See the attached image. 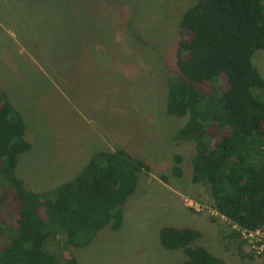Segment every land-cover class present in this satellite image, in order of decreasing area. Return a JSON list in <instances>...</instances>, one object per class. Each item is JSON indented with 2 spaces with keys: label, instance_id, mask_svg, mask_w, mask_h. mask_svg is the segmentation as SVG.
Here are the masks:
<instances>
[{
  "label": "rangeland",
  "instance_id": "1",
  "mask_svg": "<svg viewBox=\"0 0 264 264\" xmlns=\"http://www.w3.org/2000/svg\"><path fill=\"white\" fill-rule=\"evenodd\" d=\"M194 1L0 0V92L20 113L30 144L14 169L23 185L49 191L98 150L121 148L149 165L123 205L120 228L70 249L77 264H179L181 251L158 242L159 228L171 225L196 230L193 244L225 264H264L252 242L240 255L234 240L223 239L225 222L189 181L191 144L170 139L180 119L165 115L163 75L176 71L178 20ZM251 63L264 81V47ZM174 154L179 176L171 172ZM8 203L0 205L5 223L14 218ZM10 236L0 232V247ZM255 237L264 238V228Z\"/></svg>",
  "mask_w": 264,
  "mask_h": 264
},
{
  "label": "trees",
  "instance_id": "2",
  "mask_svg": "<svg viewBox=\"0 0 264 264\" xmlns=\"http://www.w3.org/2000/svg\"><path fill=\"white\" fill-rule=\"evenodd\" d=\"M263 4L195 0L178 20L176 71L163 75L165 115L180 119L170 139L191 144L189 181L205 189L228 228L223 239L234 240L240 255V232L264 228V81L251 63L264 47ZM23 132L20 113L0 92V205L9 198L14 214L0 219V232L11 233L0 264H77L70 249L87 246L103 228H120L123 205L149 165L121 148L98 150L71 180L31 191L14 173L17 156L30 147ZM172 161L179 176L180 156ZM157 235L162 248L181 251L179 264H225L193 244L196 230L163 226ZM261 243L264 253L263 237Z\"/></svg>",
  "mask_w": 264,
  "mask_h": 264
},
{
  "label": "built area",
  "instance_id": "3",
  "mask_svg": "<svg viewBox=\"0 0 264 264\" xmlns=\"http://www.w3.org/2000/svg\"><path fill=\"white\" fill-rule=\"evenodd\" d=\"M189 206H191V205H189ZM193 209L198 211L200 209V207L194 203ZM257 232H259V231L258 230H255L253 232L241 231L240 235L243 239H246L248 242H252L257 247L258 251H261L263 248V244L262 243L256 244L261 240V238L260 239L258 237L252 238L253 235H257Z\"/></svg>",
  "mask_w": 264,
  "mask_h": 264
}]
</instances>
